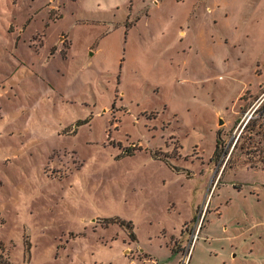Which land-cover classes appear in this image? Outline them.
<instances>
[{"label": "rangeland", "instance_id": "374dc122", "mask_svg": "<svg viewBox=\"0 0 264 264\" xmlns=\"http://www.w3.org/2000/svg\"><path fill=\"white\" fill-rule=\"evenodd\" d=\"M263 105L264 0H0V264L163 260L175 196L206 202L190 258L205 228L195 260H230L225 225L264 223ZM249 233L233 260L264 264Z\"/></svg>", "mask_w": 264, "mask_h": 264}, {"label": "crops", "instance_id": "0c3cea01", "mask_svg": "<svg viewBox=\"0 0 264 264\" xmlns=\"http://www.w3.org/2000/svg\"><path fill=\"white\" fill-rule=\"evenodd\" d=\"M213 181V179H212ZM181 196H175L173 198H170L168 201V210H170V207H173V209L178 212V216L174 218L173 215V228L170 229L169 225L165 226L163 229V238H160V242L158 243L159 246H156L159 248L158 252H161L162 249L166 248L169 253H171L168 256L167 255L164 257L163 260H158L161 257H154L155 255L150 254L146 250L142 249L141 252L136 251V244L133 242L138 239L134 237V241L132 242L133 245L128 244L124 250V255H125V264H129L131 261H134L136 264H183L185 260L187 259L188 262L187 264H202L203 261H206L207 254H203V259L201 261H196V249L200 244V239L203 236L202 234H205V228H203V231L197 241V244L195 246V250L192 253L191 258L188 257V247L190 243H186L187 240H189L190 234H191V228L193 227L194 222L198 219L199 217V210L202 211L203 208L206 209V202L201 201V203L198 201V196H196L195 202L193 203L192 210L193 212L188 214L186 217L185 213L187 212L186 209H183V204L181 202ZM205 196H202V199H204ZM206 199V198H205ZM204 199V200H205ZM213 200L211 201L210 205L208 207L211 208ZM219 208V207H218ZM216 209L217 214H220V208ZM209 211V210H208ZM172 213V212H170ZM223 213V211H222ZM176 215V213H175ZM208 215V214H207ZM206 216V220H207ZM236 218V217H235ZM234 218V219H235ZM235 227L234 228H228V225L226 224L225 229H222V234L216 235L214 239L217 241H225L226 245H222L221 247H218V249L221 251V254H225V252L229 251L230 252V260L223 258V264H235V260H233L234 257L237 256V253H234L232 251V248H235L236 251L240 250V245H241V239L246 233L252 234L253 230L259 228V226H262L264 223H261L260 219H253L250 221V219H247L245 221L239 222L238 219H235ZM211 222V221H210ZM230 224H233V222L230 221ZM234 225V224H233ZM181 228V231H180ZM242 229V231H241ZM238 232V233H237ZM207 235V234H205ZM208 236V235H207ZM261 237L260 239V244L264 247V240ZM126 241V240H125ZM138 241V240H137ZM239 241V243H237ZM229 243V244H227ZM236 244V246H235ZM195 253V255H194ZM172 255V256H171ZM187 256V257H186ZM190 259V260H189Z\"/></svg>", "mask_w": 264, "mask_h": 264}, {"label": "trees", "instance_id": "16d2710c", "mask_svg": "<svg viewBox=\"0 0 264 264\" xmlns=\"http://www.w3.org/2000/svg\"><path fill=\"white\" fill-rule=\"evenodd\" d=\"M258 111V112H257ZM256 112L258 113V116H256V118H255V120H253V119H250V121L246 124V126L244 127V129H243V132L242 133H244V132H246V133H248L249 132V135L250 134H255V135H259V132H255V130H256V128L257 127H262L263 125H264V105L262 106V107H259L257 110H256ZM259 121H261V122H259ZM258 123H260V124H258ZM241 133V134H242ZM240 137H241V135H240ZM240 137L238 138V140L236 141V144H235V146H234V148H233V150L231 151V153H230V157H229V159L231 158V156L233 155V153H234V151L236 150V148H237V144H238V142H239V140H240ZM223 140L221 139V136L219 135V137H218V141H217V147H216V151H215V153H214V156H213V158H215L216 159V157L217 156H220L221 155V153L223 152H225L226 154H228V152L229 151H225L224 150V148H223ZM134 238V237H133Z\"/></svg>", "mask_w": 264, "mask_h": 264}, {"label": "built area", "instance_id": "2783aa9c", "mask_svg": "<svg viewBox=\"0 0 264 264\" xmlns=\"http://www.w3.org/2000/svg\"><path fill=\"white\" fill-rule=\"evenodd\" d=\"M200 228H201V225H200ZM199 232V231H198ZM193 236H195V240L197 239V237H198V233L196 234H194ZM195 240H194V242H195ZM194 245V243L192 244V246ZM190 252V251H189ZM191 253V252H190ZM190 253H188L187 255H188V257H190ZM187 262H188V260L186 259L185 260V262L183 263V264H187ZM129 264H136L134 261H131Z\"/></svg>", "mask_w": 264, "mask_h": 264}]
</instances>
